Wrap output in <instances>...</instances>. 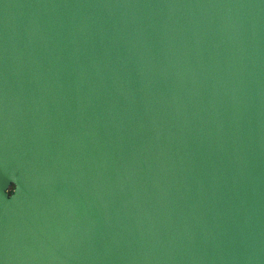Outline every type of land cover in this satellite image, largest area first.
<instances>
[{"label": "water", "instance_id": "water-1", "mask_svg": "<svg viewBox=\"0 0 264 264\" xmlns=\"http://www.w3.org/2000/svg\"><path fill=\"white\" fill-rule=\"evenodd\" d=\"M0 264H264V0H0Z\"/></svg>", "mask_w": 264, "mask_h": 264}, {"label": "snow or ice", "instance_id": "snow-or-ice-1", "mask_svg": "<svg viewBox=\"0 0 264 264\" xmlns=\"http://www.w3.org/2000/svg\"><path fill=\"white\" fill-rule=\"evenodd\" d=\"M14 194H15V193H14ZM14 194H13V195H14Z\"/></svg>", "mask_w": 264, "mask_h": 264}]
</instances>
